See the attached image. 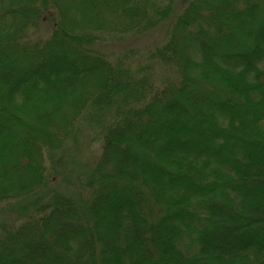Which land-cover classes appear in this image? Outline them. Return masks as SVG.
I'll use <instances>...</instances> for the list:
<instances>
[{
	"label": "trees",
	"instance_id": "obj_1",
	"mask_svg": "<svg viewBox=\"0 0 264 264\" xmlns=\"http://www.w3.org/2000/svg\"><path fill=\"white\" fill-rule=\"evenodd\" d=\"M0 264H264V0H0Z\"/></svg>",
	"mask_w": 264,
	"mask_h": 264
},
{
	"label": "rangeland",
	"instance_id": "obj_2",
	"mask_svg": "<svg viewBox=\"0 0 264 264\" xmlns=\"http://www.w3.org/2000/svg\"><path fill=\"white\" fill-rule=\"evenodd\" d=\"M145 43H146V40L143 39V38H138L137 40L132 41V44H136V45H142V44H145Z\"/></svg>",
	"mask_w": 264,
	"mask_h": 264
}]
</instances>
